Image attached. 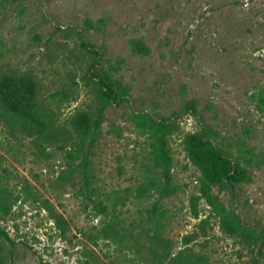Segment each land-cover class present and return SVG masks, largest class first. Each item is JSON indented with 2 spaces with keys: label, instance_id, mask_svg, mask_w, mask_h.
<instances>
[{
  "label": "rangeland",
  "instance_id": "rangeland-1",
  "mask_svg": "<svg viewBox=\"0 0 264 264\" xmlns=\"http://www.w3.org/2000/svg\"><path fill=\"white\" fill-rule=\"evenodd\" d=\"M87 20L96 27L88 30ZM83 36L106 50L105 67L130 87V102L106 113L92 152V202L79 174L67 177L75 142L40 143L0 115V197L12 209L0 213L13 240L4 243L6 264H175L185 250L208 264H264V245L225 234L205 200L196 214L201 172L183 145L203 123L219 134L252 182L234 195L215 194L263 229L264 0H0V67L35 78L61 129L96 104ZM190 102L202 118L180 120L171 141L174 183L165 193L135 114L169 117ZM152 183L160 188L140 195Z\"/></svg>",
  "mask_w": 264,
  "mask_h": 264
},
{
  "label": "trees",
  "instance_id": "trees-1",
  "mask_svg": "<svg viewBox=\"0 0 264 264\" xmlns=\"http://www.w3.org/2000/svg\"><path fill=\"white\" fill-rule=\"evenodd\" d=\"M96 26L87 20L86 28ZM81 46L90 55L91 63L85 74L86 83L93 88L95 107L92 110L76 112L69 129H61L47 113L40 100L39 85L29 74H18L15 71L6 72L0 67V115L18 127L20 131L40 143L54 144L62 141L75 142L74 149L67 152L70 171L67 177L79 174L80 192L92 202L98 196L95 186L96 176L92 166V152L101 134V128L106 120L109 108L121 107L130 102L131 89L114 74L106 69L104 57L106 50L98 48L83 36ZM140 50V49H139ZM185 116H193L201 120L198 106L195 102L188 103L181 112H174L169 117H159L148 112L136 113L135 123L139 130L146 133L151 140L152 157L160 177L163 180L162 191L167 193L173 183L174 154L171 145L173 136L180 131V120ZM202 124V122H201ZM219 134L203 123L199 132L189 133L183 140L185 152L190 162L201 172L200 196L195 198L196 214L198 202L205 200L214 214L220 220V226L225 234L239 237L248 245H264V228L254 229L245 224L236 212L231 211L215 194L230 193L234 195L243 184L252 182V174L248 168L239 163L230 152L224 150L218 143ZM160 188L152 183L150 187L140 189L144 196L152 188ZM9 200L0 197V213L11 214ZM53 218L63 232L68 228L67 221L59 214ZM110 237L115 228H110ZM163 242V240H162ZM189 242V241H188ZM4 243H13L10 234L2 226L0 219V264H6ZM164 258L167 256L164 255ZM175 264H208L207 258L201 255L181 251L174 259Z\"/></svg>",
  "mask_w": 264,
  "mask_h": 264
}]
</instances>
